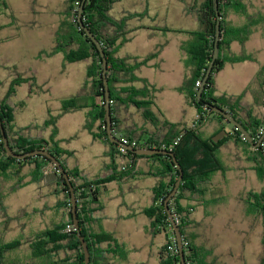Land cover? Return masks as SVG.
Instances as JSON below:
<instances>
[{
    "label": "crops",
    "instance_id": "0c3cea01",
    "mask_svg": "<svg viewBox=\"0 0 264 264\" xmlns=\"http://www.w3.org/2000/svg\"><path fill=\"white\" fill-rule=\"evenodd\" d=\"M43 1L42 5H39V0H12V10H8L7 1L0 0V100L6 98L9 86L16 76L33 78V86L29 83L21 84L9 98L10 105L15 108V128H30L25 136L49 140L53 128H41L40 125L50 115L57 116L61 113L64 101L80 92L84 85V77L86 79L89 61H85L86 65L80 67L82 76L76 81L74 80L76 78L70 79L71 70H76L73 65L80 62L68 63L61 53L50 55L55 47L56 32L61 22L67 18V0ZM50 2L55 5L53 9L49 5ZM131 2L136 7L121 9L125 3L131 5ZM199 2L201 4L203 0ZM156 7L152 0H118L110 10V16L116 20L129 14L145 12L142 17L127 22V29L132 31L129 40L118 48L115 55L118 59L128 57L143 59L159 51L155 58L136 71L141 80L156 89L153 93L150 88L148 89L153 97L151 99L146 96L130 97L133 101L149 100L153 101V104L142 109L132 103H115L112 110L115 137L124 135L150 144L168 137L169 125L178 126V129L195 128L206 141L215 138L222 131L227 132L220 140L229 138L224 140L217 150V157L223 170L216 172L206 183L201 184L200 193H186L181 201V205L190 211L192 224L189 231L194 236L195 244L202 251L206 250L203 251L207 255L206 260L212 262L210 257L212 252L201 242L202 237L197 229L204 219L210 220L205 214L210 213L208 210L211 202L224 195L228 181L226 171L229 168L234 172L232 177L238 181L246 179L247 170L255 171L262 184L261 190L264 188V182L260 180L256 170L260 158L257 148L239 140L234 135L232 126L225 121L209 116L198 123L197 109L180 91L184 80L192 71L189 57L182 50V45L190 40L189 32L201 31L204 28L199 20V9L196 6L189 9L183 4L184 8H180V14L188 20L189 28L176 30L163 22L166 13L159 14ZM16 11L24 12L25 16L19 19ZM45 21L46 25L43 23ZM196 22L201 25L198 29H195L198 24ZM257 32L258 28L250 35L244 46L238 42L231 45L234 54L244 51L255 60L226 64L215 75L214 80L216 96H242V103L251 110V114L261 119L264 117V76L259 80H256V77L264 67V61L257 60L255 55L257 50H246L253 34ZM119 87L128 90L144 89V84L139 81ZM121 98L129 97L122 94ZM94 103H98V100L88 92L80 103L81 108L63 114L56 125V140L59 146L72 153L71 156L63 158L65 167L68 170L77 169L88 180L113 174V161L108 156V146L94 139L84 128L87 114ZM23 115H26L24 120L20 118ZM97 126L98 123L95 124V127ZM244 160L249 162L246 166ZM2 162L0 159V163ZM114 165L117 173L123 171L122 168L125 167L127 175L107 183L100 189L98 200L101 209L95 212L93 224L95 232L112 235L113 240L102 245L103 249L108 250L107 261L109 264H148L151 259L154 264H159L162 250L168 242L169 232L160 231L153 234L152 220L147 217L145 210L154 204L153 190L160 180L159 175L165 171L163 163L148 156L137 157L133 161L117 157ZM34 169L35 165H26L20 169L23 178L21 187H18L19 182L16 178L7 177L0 170V184L7 182L5 186L9 192H19L28 187L33 197L36 196L40 200V205L30 211L32 214L28 221L32 224L29 226L28 222H23L27 224V228L37 230L29 239L41 231L66 224L68 221L66 207L60 205V202L64 201V194L54 192L56 185L53 166L43 169L45 178L39 184L32 181ZM170 178L171 175L168 173L163 181L167 183ZM50 197L52 200H48ZM221 202L218 200L214 203ZM2 203L0 212L3 206L8 211L5 199ZM200 213H203L204 218L201 219ZM156 235H161L158 244L155 243ZM26 247L28 250L26 254L29 255L28 246Z\"/></svg>",
    "mask_w": 264,
    "mask_h": 264
},
{
    "label": "trees",
    "instance_id": "16d2710c",
    "mask_svg": "<svg viewBox=\"0 0 264 264\" xmlns=\"http://www.w3.org/2000/svg\"><path fill=\"white\" fill-rule=\"evenodd\" d=\"M118 0H67L66 2V19L61 22L55 38V47L52 53H61L68 63L81 61H89L86 71V81L80 92L64 101L61 113L57 116H49V118L40 125L41 128L52 127L53 133L49 140L41 138H32L25 136L26 129H16L14 124L15 108L10 105L9 98L15 94L16 88L23 84L29 83L33 86L34 79L30 77L16 76L12 80L8 94L5 99L0 100V120L2 122L5 134L8 138L9 145L17 154H25L35 150H47L51 155L57 158L67 173L70 182L73 186L75 198L77 201V217L79 220L80 233L84 237L85 242L90 251V264H109L107 261V249H103L102 245L111 242L112 235L105 232H95L93 224L95 222L94 214L101 209L98 195L100 189L113 180L120 179L127 175L126 171L117 173L114 161L117 157L133 159L138 156L131 151H127L126 155H121L118 152V145L112 143L106 132L105 109H104V86L102 78V58L94 45L87 37L83 29L80 28L77 15L78 11L84 4V13L82 16L84 25L91 31L95 38L100 42L105 53L108 63V86L110 91V107L111 115L115 103H132L138 108H145L152 105L153 101L138 102L131 100L130 97L146 96L153 97L151 92L156 89L150 87L146 81L141 80L136 71L139 67L146 65L151 59L158 55V50L143 58H124L118 59L115 55L118 48L129 40V34L132 30L127 29V22L131 19L142 17L143 13H135L126 15L120 20H116L110 16L112 6ZM244 0H218L219 18L221 22V39L219 42L220 52L219 57L215 61L211 75L207 80L201 99H197V92L200 87L196 86L199 81L202 83L206 70L212 58L215 26L217 22L216 12L214 9L213 0H203L199 7V20L203 25L201 31L190 32V40L182 45V50L189 57V64L192 67L191 74L186 78L180 87V91L186 95L188 101L194 105L198 111V123L203 122L209 116L216 117L228 123L221 115L210 113L211 106H217L225 112L231 114L243 127L250 133L254 142H258L261 137V132L264 129V117L258 119L251 114L242 103V96H216L215 75L219 73L226 64L239 63L244 61H254L252 55L241 52L234 54L231 51L233 42L244 44L249 39L250 35L258 28V25L263 22L264 16H260L258 21L254 20L245 4ZM241 14L247 20L243 26L234 27L225 21L228 13ZM254 20V21H253ZM264 28V26H263ZM167 30V29H164ZM264 76V67L260 70L256 80ZM143 82L144 89L120 88L123 84H133L135 82ZM1 83V81H0ZM90 92L93 97L98 100L90 107L87 114V119L84 128L88 130L94 139L108 146V156L112 159L113 174L109 176H100L93 180H88L83 177L77 170H68L64 164V157L71 156L72 153L59 146L57 136V122L60 117L72 110L81 108L80 103ZM126 94L129 98L122 99L121 95ZM149 117V116H148ZM98 126L95 127V124ZM229 124V123H228ZM231 125V124H229ZM234 135L244 144L250 145L241 133L231 125ZM112 129L115 130L114 120L112 116ZM170 138V140H168ZM225 137L222 140L214 143L212 139L209 141L203 140L198 130L195 128L178 129V126L169 125V136L159 142H150L148 147L161 150H169L175 154V157L183 170V180L176 193L170 200L169 208L172 214L178 220V225L182 233V243L186 264H214L206 260L207 255L194 242V236L189 231L192 224L190 219V211L181 205L186 193L198 194L199 186L206 183L216 172L223 170V166L217 157V150L222 145ZM177 139H179L177 141ZM177 141V144L174 143ZM251 146V145H250ZM260 158L258 167L256 168L258 176L264 182V140L256 149ZM162 161L164 172L160 174V180L153 190L154 204L145 210V214L152 220V233L160 231H168L169 238L165 247L162 250L159 264H181L180 255L176 244L175 235L171 227L169 218L164 209V201L169 193L174 188L175 182L178 179L179 171L173 163L170 156L154 155L149 156ZM0 170L7 177L12 176L19 182L18 187L23 184L20 169L26 165H35L32 174V181L36 184L44 180L45 174L43 169L50 166V161L42 156L29 157L23 160H17L6 155L3 148L2 136L0 133ZM52 166V165H51ZM54 168V167H53ZM55 179V193L64 194V201L60 205L66 207L68 221L66 224H59L52 229H46L34 235L27 241L13 240L7 243H0V264H84V253L77 232L72 229L66 232L67 225L72 224V206L69 188L63 176L53 169ZM170 174L171 178L166 183L163 181L166 174ZM4 196L0 195V204ZM253 200L250 203V211L262 219L263 223V246H264V188L260 193L248 194V200ZM1 214L6 215V208L2 207ZM22 245H27L29 255L17 261L7 257L9 252L19 249ZM264 264V262L262 263Z\"/></svg>",
    "mask_w": 264,
    "mask_h": 264
},
{
    "label": "rangeland",
    "instance_id": "374dc122",
    "mask_svg": "<svg viewBox=\"0 0 264 264\" xmlns=\"http://www.w3.org/2000/svg\"><path fill=\"white\" fill-rule=\"evenodd\" d=\"M6 1L9 6L8 10H12V0ZM43 2V0H39V5H42ZM152 2L153 5L157 6L156 11L159 14L166 13V18L164 17L163 22H166L169 27L176 30L189 28L187 24L188 20L180 14V8H184L183 4L189 9L190 7L195 8V6L197 9L200 7L199 0H152ZM132 3L131 5H128L130 3H125L126 5H123L121 9L128 10L129 8L136 7ZM243 4H245L248 13L254 16L255 21H258L260 16H264V0H244ZM49 5L52 9L55 7L53 2H50ZM121 9L119 8L120 11ZM15 13L19 19L23 15L25 16L24 12L16 11ZM40 21L42 22L41 18ZM225 21L231 26L240 27L247 20L241 14L231 12L228 13ZM43 23L46 25L47 21ZM263 26V22L258 25V32L253 34L246 46V50L248 51L257 50L255 55L259 62L264 61ZM195 27V29H198L201 25L198 23ZM86 62L83 61L82 63L73 65L76 67V70H71L72 75L70 79L76 78L74 80L77 81L81 78L82 70H80V67L85 66ZM84 80L86 81L85 77ZM67 93H69V88L67 89ZM20 118L24 120L26 115ZM243 163L246 166L249 162L244 160ZM226 175L228 181L224 188V195L218 199L216 198L217 201H214L218 202L220 200L222 202L220 204L211 202L210 209L208 210L210 213L205 214V216L210 217V220L204 219L201 226L197 229L202 237L201 242L207 250L212 252L210 257L214 264H262L264 262V246L262 243L263 223L259 216L250 211V203L253 200H248V194L261 192L262 184L259 182L255 171L247 170L246 179L242 181L235 180L232 177L234 176V172L231 168L226 171ZM5 184L4 182L0 184V195L1 197L4 196L3 198L9 210L4 216L0 213V243H7L13 240L27 241L37 231L27 228V224L29 226L32 224V222L29 223L28 221V218L30 219L31 217L30 214H32L30 211L40 205V200L36 196L33 197V193L28 187L19 192L11 193ZM48 200H52V198L50 197ZM24 209L26 211H23ZM200 216L201 219L204 218L203 213H200ZM155 238V243L158 244L161 235H156ZM26 250V245H22L19 249L9 252L7 257L21 261L26 257L25 255L28 256V253L26 254L28 250ZM148 264H154V261L149 259Z\"/></svg>",
    "mask_w": 264,
    "mask_h": 264
},
{
    "label": "water",
    "instance_id": "95a60500",
    "mask_svg": "<svg viewBox=\"0 0 264 264\" xmlns=\"http://www.w3.org/2000/svg\"><path fill=\"white\" fill-rule=\"evenodd\" d=\"M213 4H214L215 12H216V17H217V22H216V26H215L214 48H213L211 61H210L209 66L206 70V73H205L204 79L201 83V86L197 92V99L198 100L201 99V95H202V92L204 90V86H205L207 80L209 79V77L211 75L213 66L215 64V61L218 59L219 52H220L219 42L221 39V29H220L221 22H220V18H219L218 0H213ZM83 13H84V4H82L81 8L78 11V15H77L78 23H79L80 28L83 29V31L87 35V37L94 43V45L96 46V48H97V50H98V52L102 58V68H103L102 78H103V86H104V100H105L104 109H105L106 132H107L109 140L112 143L119 144V141L115 137V135L113 133V129H112V115H111V107H110L111 99H110V91H109V86H108V79L106 77L107 72H108L107 59H106L105 53L103 51V48H102L100 42L95 38V36L91 33V31L84 25L83 19H82ZM209 112L221 115L229 124L233 125L241 133V135L245 138V140L253 148H258L261 145L262 141L264 140V129H263V132L261 134L259 141L254 142L250 133L231 114L225 112L224 110L220 109L217 106H211ZM0 133L2 136L3 148H4L6 155L8 157H11V158H14L17 160H23L25 158L36 157V156L45 157L46 159H48L50 161V165H52L54 167V169H56L57 172L63 176V178L65 179L66 184L69 188V192H70L71 206H72V210H71V212H72V224H73L75 231L77 232L78 239L80 240L81 245H82V249H83V253H84V264H90V251H89V248L85 242L84 237L80 233L79 220L77 217V201L75 198L74 189H73V186L70 182V179H69L67 173L65 172L64 168L62 167L61 163L57 160L56 157L51 155L47 150H35V151L25 153V154L15 153L9 145V141H8V138L5 134V130L3 128L1 120H0ZM226 135H227V132L222 131L217 136H215V138H213L212 140H213V142L216 143L223 136H226ZM129 151L135 153L138 156H148V157L154 156V155L170 156L173 160L174 165L176 166L177 170L179 171V176H178L177 181L175 182L174 188L172 189V191L169 193V195L167 196V198L164 201V209L167 213V216L169 218L171 227H172L174 235H175L176 244H177V248H178L179 255H180V262H181V264H186V260H185V256H184L183 243H182V233L180 231L179 225L176 223V221L174 219L172 211L169 208V202L176 195V193H177V191L181 185V182L183 180V170H182L180 164L178 163V161L175 157V154L172 151L161 150V149H156V148H140V149L129 148Z\"/></svg>",
    "mask_w": 264,
    "mask_h": 264
},
{
    "label": "built area",
    "instance_id": "2783aa9c",
    "mask_svg": "<svg viewBox=\"0 0 264 264\" xmlns=\"http://www.w3.org/2000/svg\"><path fill=\"white\" fill-rule=\"evenodd\" d=\"M196 86L200 87L201 86V83L198 81L196 83ZM113 133L115 135L116 131H113ZM117 139L119 141V144H117L118 145V152L121 155H126L127 154V151H129V148H132V149H140V148H144L146 146L148 147V145H149L147 143H144V142L142 143L140 141L134 140V139L129 138V137L124 136V135H120L119 137H117ZM178 140L179 139H177V141ZM177 141L174 143L175 145L177 144ZM168 151H171V147L169 148ZM122 170L124 171V170H126V168L123 167ZM174 219H175L176 223L178 224V220L176 219L175 216H174ZM72 229H74L73 225H67L66 226V232H70Z\"/></svg>",
    "mask_w": 264,
    "mask_h": 264
}]
</instances>
